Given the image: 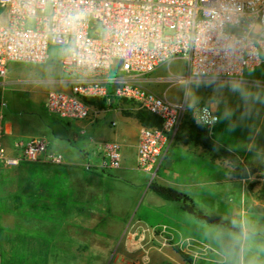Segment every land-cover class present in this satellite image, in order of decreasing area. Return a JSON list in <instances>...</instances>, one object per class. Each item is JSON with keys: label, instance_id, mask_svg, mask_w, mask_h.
I'll use <instances>...</instances> for the list:
<instances>
[{"label": "crops", "instance_id": "0c3cea01", "mask_svg": "<svg viewBox=\"0 0 264 264\" xmlns=\"http://www.w3.org/2000/svg\"><path fill=\"white\" fill-rule=\"evenodd\" d=\"M36 66L28 68L31 75L16 79L34 93L35 101L43 104L48 90L70 91L72 78L57 61ZM97 74L123 75L112 68L77 76ZM143 79L133 78L139 85ZM123 101L89 104L99 112L74 120L81 133L92 134L94 143L80 151L82 159L58 152L63 156L60 164L20 160L6 166L0 264H229L230 255L242 254L248 228L242 223L224 227L221 214L232 217L242 207L243 192L254 207H264V108L231 133L224 123L200 127L190 117L195 126L181 124L168 139L156 176L187 196L189 211L182 201L163 200L144 183L147 175L136 168L141 124L124 114ZM229 103L235 106L238 100L230 96ZM108 113L118 118L119 126L115 120L106 123ZM18 134L19 125L4 120V137ZM32 137L37 136L25 142ZM110 140L121 146L118 169L100 167L95 142ZM238 191L242 195L233 207ZM114 200L120 201L118 208Z\"/></svg>", "mask_w": 264, "mask_h": 264}, {"label": "clouds", "instance_id": "9594fccd", "mask_svg": "<svg viewBox=\"0 0 264 264\" xmlns=\"http://www.w3.org/2000/svg\"><path fill=\"white\" fill-rule=\"evenodd\" d=\"M185 3L163 28L147 6L113 15L112 0H0V45L55 60L69 72L91 71L138 49L165 60L179 50L182 110L200 127L224 123L231 133L264 108V0Z\"/></svg>", "mask_w": 264, "mask_h": 264}, {"label": "built area", "instance_id": "2783aa9c", "mask_svg": "<svg viewBox=\"0 0 264 264\" xmlns=\"http://www.w3.org/2000/svg\"><path fill=\"white\" fill-rule=\"evenodd\" d=\"M113 7L110 9L113 15L121 11L132 10L142 11L150 7L151 15L161 17L162 27L167 28L172 21V13L182 7H186L185 0H112ZM118 5V6H117ZM183 60V53L179 50L174 52L173 58L165 60L158 52L151 49L134 50L128 52L124 58L114 59L108 64L97 67L91 71L80 70L69 72L58 62L60 68L70 74L71 86L69 92L48 90L45 94L43 106L49 113H54L69 120L87 119L99 112L89 105L88 98L109 100L110 98L124 99L137 104L140 108L156 114L161 119L159 127H148L141 125L138 131L136 168L150 176L152 180L159 169L163 158L164 147L168 139L177 131L182 114L183 102H173L163 96L142 87L133 80L134 77L142 76L153 72L157 67L171 60ZM48 59H37L34 55L22 57L11 50L7 43L0 45V89L4 90L7 85V75L10 63L41 64ZM117 68L119 75H92L77 76L81 72H107ZM177 81L180 78L176 79ZM6 106L4 98L0 95V163L4 166H13L20 160L30 163L46 161L53 164L63 162V156L48 148L44 138L32 137L24 144L14 143L16 150L22 149L19 153L8 155L3 145L4 137V114ZM113 124V123H112ZM97 150L101 155L100 167L118 169L121 165V146L115 140L101 141L97 143ZM87 164L86 167H92Z\"/></svg>", "mask_w": 264, "mask_h": 264}, {"label": "rangeland", "instance_id": "374dc122", "mask_svg": "<svg viewBox=\"0 0 264 264\" xmlns=\"http://www.w3.org/2000/svg\"><path fill=\"white\" fill-rule=\"evenodd\" d=\"M10 73L7 75L8 84L5 85L4 90L0 95L4 98L6 106L3 109L4 120H10L18 124L20 127V134L18 136L6 135L3 137V145L8 155L21 152L22 149L16 150L14 143L25 142L28 136L44 137L51 141V147L54 151L61 152L62 154L71 155L73 158L82 159L81 150L92 148L93 144L90 139L89 132H82V126L77 125L74 120L62 118L57 114L49 113L42 103L35 101L32 97L34 94L25 84H19L17 78H23V76H29L32 74L28 68H38L36 64L25 63H10ZM45 67H41L43 69ZM39 69V68H38ZM184 69L183 60L177 59L174 61H167L160 65L155 71L143 75V80L140 85L146 89L151 90L157 95L163 96L166 99L173 102H183L185 100V94L179 87L176 79L180 78L178 73ZM264 78V77H262ZM39 83V82H38ZM42 89L43 83L38 86ZM37 94V93H36ZM200 95H205L204 90H201ZM33 98V99H32ZM124 100V99H123ZM127 110L142 109L134 102L124 100ZM187 111H184L180 120H184ZM191 116V115H190ZM106 123L115 120L117 126H119L118 118L113 117L111 113L105 115ZM180 126V125H179ZM179 128V127H178ZM92 135V134H91ZM93 139V138H91ZM90 144V145H89ZM97 147V142H95ZM167 155V153H166ZM164 155V156H166ZM7 167L0 163V204L5 199L7 188V182L5 178ZM139 176L141 174L137 173ZM144 179L143 177H139ZM153 179L158 181L157 176ZM150 176H146L144 183L148 186L150 182ZM239 196H233L235 201L232 202L233 207L239 203L240 198H243L242 207L236 208L237 212H233V216H227L224 213V221H220L225 226H236L237 223H242L243 227H247L249 235L244 244V251L239 257L236 254L230 255L232 257L229 264H264V207L259 209L254 207L248 199V195L244 196L238 191ZM240 195H242L240 197ZM120 196V195H119ZM240 197V198H239ZM113 205L119 207L120 201L114 200ZM235 209L233 208V211ZM235 213V214H234ZM218 215H220L218 213ZM223 227V228H224ZM219 229V224H218ZM4 230H0V236ZM234 248V247H233Z\"/></svg>", "mask_w": 264, "mask_h": 264}, {"label": "trees", "instance_id": "16d2710c", "mask_svg": "<svg viewBox=\"0 0 264 264\" xmlns=\"http://www.w3.org/2000/svg\"><path fill=\"white\" fill-rule=\"evenodd\" d=\"M86 101L89 104H93V105H97L98 107H103L104 106V99H98V98H88L86 99ZM125 115L134 117L138 120V122L143 125V126H148V127H159L161 125V119L154 113L146 110V109H135V110H125L124 111ZM191 116L189 114H185L184 116V120L181 122V124H183V126L185 127H193L195 126L192 122H190L189 118ZM180 124V125H181ZM204 145V144H203ZM208 144H206L207 147ZM148 188L155 193L156 195H158L160 198H162L163 200L166 201H182L183 204V208L192 211V207L189 204L185 203V200L187 199V196L182 193L181 191H179L178 189L163 184L155 179H152L149 184H148ZM202 218L210 221L212 220L211 218H209L208 216H201Z\"/></svg>", "mask_w": 264, "mask_h": 264}]
</instances>
